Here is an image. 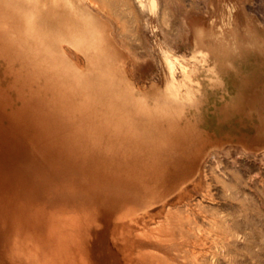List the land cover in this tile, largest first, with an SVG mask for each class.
I'll use <instances>...</instances> for the list:
<instances>
[{
  "label": "rangeland",
  "instance_id": "374dc122",
  "mask_svg": "<svg viewBox=\"0 0 264 264\" xmlns=\"http://www.w3.org/2000/svg\"><path fill=\"white\" fill-rule=\"evenodd\" d=\"M0 14L2 86L14 79L8 68H36L38 44L58 43L64 63L56 82L79 102H111L131 127L155 135L156 106L184 110L183 121H198L211 135L194 157L161 150L169 168L153 176L149 191L123 186L145 221L119 242L140 256L116 246V233L127 228L113 230L109 213L92 234V264H264V134L256 110L264 100L239 98L248 82L264 94V0H0ZM94 37L110 45L103 58L84 45ZM18 52L25 59L8 60ZM138 103L151 110L134 119ZM129 153L136 164L149 158L142 148ZM2 156L0 166L20 172L43 161L29 147Z\"/></svg>",
  "mask_w": 264,
  "mask_h": 264
},
{
  "label": "bare ground",
  "instance_id": "6f19581e",
  "mask_svg": "<svg viewBox=\"0 0 264 264\" xmlns=\"http://www.w3.org/2000/svg\"><path fill=\"white\" fill-rule=\"evenodd\" d=\"M84 45L94 47L100 58L111 52L103 37ZM37 46L43 51L34 54L36 68H8L14 79L5 87L0 83V160L5 152L26 147L43 159L21 172L14 164L0 166V264H92V234L109 213L116 214L113 230L127 228L123 236L116 233V246L126 256L139 257L137 252L126 253L119 242L132 237L135 222L145 221L131 205L134 192L149 191L155 177L169 168L161 150L194 157L204 149L198 144L209 141L211 135L202 131L198 121H183L188 116L184 110L156 106L160 115L150 119L158 126L160 135H155L131 127L111 102H79L77 93L72 95L56 82L64 63L58 43ZM35 47L27 53L33 54ZM20 56V52L12 53L8 60L25 59ZM166 62L175 68L169 57ZM41 77L46 79L43 84ZM248 83L239 98H263L259 100L263 102L264 94H255ZM136 108L134 119L151 110L139 103ZM256 110L259 133L264 134V108ZM251 143L245 145L251 147ZM141 148L149 152V158L136 164L129 152ZM177 157L169 155L171 160ZM112 181L122 182V187ZM149 255L148 251L143 256L148 259Z\"/></svg>",
  "mask_w": 264,
  "mask_h": 264
}]
</instances>
